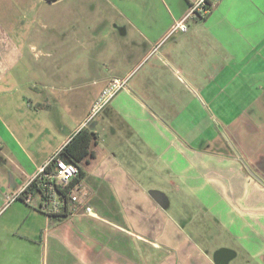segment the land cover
<instances>
[{"label": "crops", "instance_id": "crops-1", "mask_svg": "<svg viewBox=\"0 0 264 264\" xmlns=\"http://www.w3.org/2000/svg\"><path fill=\"white\" fill-rule=\"evenodd\" d=\"M163 1L162 8L157 0H97L101 6L94 1L90 8L70 9V25L81 26L89 40L82 43L88 49L97 44V51L82 57L87 51L70 42L47 55L71 67L78 59L94 63L102 56L107 72H95L82 83H66L72 73H54L49 88H34L37 94L28 97L25 114L39 121L11 120L15 131L8 126L26 164H18L14 154L2 158L14 170L7 184L0 183V218L13 204L2 191L23 190L87 127L96 133V143L83 164L81 205L73 216L53 222L19 202L15 215L0 223V264H232L241 255L216 243L222 237L240 243L242 260L262 264L264 0H209L208 15L186 32L171 31L188 0ZM3 17L0 84L24 56ZM108 30L116 52H109L111 45L101 35ZM115 79L125 84L92 115ZM88 82L98 90L83 89ZM59 105L67 111H57L61 137L42 120ZM68 115L75 118L71 126L64 120ZM37 130L60 139L48 149L43 143L29 151L24 135ZM45 149V157L36 159ZM176 198L178 215L170 211ZM223 230L226 235H219Z\"/></svg>", "mask_w": 264, "mask_h": 264}, {"label": "rangeland", "instance_id": "rangeland-1", "mask_svg": "<svg viewBox=\"0 0 264 264\" xmlns=\"http://www.w3.org/2000/svg\"><path fill=\"white\" fill-rule=\"evenodd\" d=\"M96 2V6H101L100 2L97 0H65L58 3L50 2L48 0H0V15L4 16L3 20H6L8 27L10 28L12 35L18 42L23 46L24 49V56L19 63L14 65L13 70H11L9 76L6 78L5 81L1 82L0 84V183L7 184L10 180V173L13 172L14 166L11 165L9 161L2 160L5 159L7 156H13L16 158L18 164L25 165L26 157L23 152L14 144L11 138L12 135L8 129L10 126L13 131L16 128L12 127L11 120H22V119H31L32 118L36 121H39V117L35 115L29 116L27 110L25 109L27 104L29 103L31 97L33 95L36 96V92L34 90L35 87L42 88L47 87L49 88L53 84V76L54 73H62L69 74L72 73L74 76L70 81L66 83H72L76 80L78 83H82L83 78L90 79L93 77L95 72H107L106 64L102 61V56L96 60L94 63L90 60L88 62L85 58L78 59L76 65L73 67L69 66L67 62H64L63 59H60L59 62L54 58V54L47 55V52L54 53V49L60 47L63 49L66 45L74 43V47L78 51H87L83 53L82 57L86 56L88 51H92L91 54H94V51H97V44H94L92 48H87L85 44L88 40V33L82 30L81 26L72 27L70 25L71 18L69 16V11L72 8L78 9H86L87 7L90 8L93 2ZM156 6L158 8L165 7L163 0H157ZM164 13V12H163ZM164 15V14H163ZM89 19H91V15H89ZM202 20H190L188 22L189 29L193 24ZM61 25V26H59ZM91 28L89 30L90 34L94 33V30ZM101 35L107 39L109 44L111 45V49L109 52L117 51V45H112V32L102 31ZM22 36L24 39H22ZM19 37V39L17 38ZM95 38H99L94 34ZM102 37V38H103ZM81 41V42H80ZM59 42V43H58ZM34 44V47L31 45ZM85 48V49H84ZM158 49H156L157 51ZM95 54L94 56H96ZM81 56V55H79ZM118 68H120L122 62L120 61L118 64L115 63ZM75 78V79H74ZM90 82L83 84V89L88 90H96L99 88L98 86L89 85ZM60 86H64V82L59 84ZM80 85V84H79ZM98 90V89H97ZM59 111L61 115L67 113L66 107L63 105L56 106V109L52 112L44 113L46 116L44 119L52 125V129L54 130L57 137H61L64 135V130L62 126H60L58 114ZM214 113V112H211ZM25 114V115H23ZM68 117V118H67ZM75 119L74 117L66 116L64 120L69 123L71 126ZM218 123V122H217ZM216 123V124H217ZM37 126V125H36ZM69 126V127H70ZM219 130L224 134L226 137L228 131L226 132L225 127H219ZM19 138H22L21 134H16ZM27 140H24V144L29 151H33L38 149L43 143L45 147L50 148L48 143H52L54 145L58 139L60 138H49L48 134L39 133L38 130L34 133V135H24ZM31 138V142L28 141ZM51 139V140H50ZM21 140V139H20ZM10 142V143H9ZM47 149L41 152L40 156H36V159L41 160L47 154ZM56 153V152H55ZM15 155L18 157H15ZM53 156V155H52ZM4 161V162H2ZM17 187L10 188L7 187L6 190L2 191L4 197H14L17 195ZM173 192H169V195L172 197ZM191 205H194V200H191ZM18 200V202H15ZM23 202L27 206H30L34 209H38L36 206V202L33 204H27L22 199H14L12 201V205L6 209L7 213L0 218V223L8 218V216L15 215L18 203ZM185 204V202H184ZM187 210V208H186ZM170 211L173 214H179L180 208L178 204V199L172 202V206L170 207ZM63 219V218H62ZM58 217L51 216V220L53 222L62 220ZM210 233V232H208ZM225 231H221L219 235H223ZM220 236V237H221ZM221 245L227 244L228 246L235 248L238 253L241 255L240 257L236 258L232 264H261V262L257 259H244V253H241L243 248H241L240 243L235 238L230 239H223L219 238L218 242ZM241 258V259H240ZM264 264V260L262 261Z\"/></svg>", "mask_w": 264, "mask_h": 264}, {"label": "built area", "instance_id": "built-area-1", "mask_svg": "<svg viewBox=\"0 0 264 264\" xmlns=\"http://www.w3.org/2000/svg\"><path fill=\"white\" fill-rule=\"evenodd\" d=\"M188 3L187 11L180 19L175 21L171 32L178 30L186 32L189 29L188 22L190 20H202L210 12L211 5L209 0H188ZM124 84L125 80L115 79L109 87L105 88L92 110V115L96 114ZM58 153L59 151L38 169L23 190L12 198L8 197V203L22 196L23 201L28 204L36 202L37 208L49 216L63 213V207L67 203V216L76 214L81 205V196L79 193L81 185L76 184L71 188V183L78 176L79 167L74 163L61 159ZM51 164H53L52 168L47 169V166ZM32 182H36L39 191L24 193L27 186ZM66 190L69 191L67 192V200L60 193V191L66 192ZM85 212L92 214L93 208L91 206H85Z\"/></svg>", "mask_w": 264, "mask_h": 264}, {"label": "trees", "instance_id": "trees-1", "mask_svg": "<svg viewBox=\"0 0 264 264\" xmlns=\"http://www.w3.org/2000/svg\"><path fill=\"white\" fill-rule=\"evenodd\" d=\"M48 1H55V0H48ZM96 143V133L93 130H90L87 127H82L79 129L71 138L70 140L59 150L58 156L67 161L78 165L79 167V174L78 176L72 181L71 188L74 187L76 184H80L84 179L86 172L83 168V164L87 161L89 156H92V148ZM54 164V163H53ZM53 164L47 166V169H51ZM29 191H39L36 182H32L30 185L27 186L24 193ZM67 192L60 193L64 196L65 200H67ZM22 199V196L19 197ZM64 212L61 214L53 215L54 217H58L62 219L67 217V203L63 207Z\"/></svg>", "mask_w": 264, "mask_h": 264}, {"label": "water", "instance_id": "water-1", "mask_svg": "<svg viewBox=\"0 0 264 264\" xmlns=\"http://www.w3.org/2000/svg\"><path fill=\"white\" fill-rule=\"evenodd\" d=\"M253 175H254V173L252 172V171H250ZM256 178H257V176L256 175H254Z\"/></svg>", "mask_w": 264, "mask_h": 264}]
</instances>
